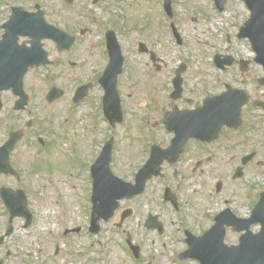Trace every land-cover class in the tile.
I'll use <instances>...</instances> for the list:
<instances>
[{
	"label": "flooded vegetation",
	"instance_id": "1",
	"mask_svg": "<svg viewBox=\"0 0 264 264\" xmlns=\"http://www.w3.org/2000/svg\"><path fill=\"white\" fill-rule=\"evenodd\" d=\"M121 3L0 0V51L30 54L10 58L0 54V72L14 71L18 66L23 70L31 65L23 78L27 97L22 111L15 110L19 96L12 91L0 93V148L12 133H22L10 155L14 172L0 174V190L5 187L28 193L22 186L27 176L18 160L21 162L27 152L33 155L37 146L42 158L49 154L61 157L66 165L59 177L72 181L73 187L86 186L90 199L95 180L104 185L113 182L104 165L93 172L106 143L114 144L113 172L120 154L127 163H133L128 172L131 177H121L131 184H135L137 174L145 168L153 151L172 148L171 161L161 164L160 174L150 178L140 198L158 206L164 201L172 209L171 228L184 247L191 237L220 234L223 229L225 243L239 246L244 236L252 237L261 231V226L249 220L264 192V64L252 49L249 56L226 52L232 59L222 57L226 63L223 66L211 65L208 56L195 55L172 66L170 52L156 51L147 42V35L133 49L124 50L128 17L115 15L113 10ZM241 5L247 20L251 11L247 5ZM262 15L259 19L264 24V12ZM13 18H26L25 27L29 26L32 34H20L2 44L5 25ZM166 27L168 34L164 31V35L170 38V25ZM114 38L118 39L124 58L117 82L124 115L120 144L125 145V151L121 153L120 125L113 126L104 110L105 88L112 84L119 69V61L111 58L117 50ZM142 43L147 46L142 47ZM109 67L111 70L104 78ZM53 87L59 89L62 97L49 104L47 97ZM241 91L248 96L242 110L236 106L244 99ZM225 95L221 101L227 106L216 100ZM34 98L42 100L46 111L42 119L34 116ZM210 100H214L212 104ZM225 111L230 115L222 117ZM40 121L44 123L39 125ZM157 159L158 156L154 166ZM37 167L31 168L32 175L37 174ZM47 178L45 175L44 181ZM212 199L215 206L210 213L207 203ZM151 214L141 228L158 240L166 227L162 233L146 228ZM218 216L220 225L212 232ZM217 240L213 235L211 242ZM11 257L6 241L0 242V264H9ZM184 263L187 262L177 264Z\"/></svg>",
	"mask_w": 264,
	"mask_h": 264
},
{
	"label": "rangeland",
	"instance_id": "2",
	"mask_svg": "<svg viewBox=\"0 0 264 264\" xmlns=\"http://www.w3.org/2000/svg\"><path fill=\"white\" fill-rule=\"evenodd\" d=\"M120 1L122 3L115 6L113 10L115 15H122L125 19L128 17L126 37L122 43L124 50L125 48L133 49L134 44L147 35V42L156 51L170 52L172 66L179 63L177 62L179 56H182L184 60L190 55H211L212 57L215 52L226 49L228 52L238 53L241 56L251 54L249 43L237 39L239 25L245 18V11L240 5V0H229L223 13L218 12L214 7V0H172L174 22L183 37V45L176 44L174 40L172 42L164 35V31L168 34L163 11L164 0ZM146 17H151V29L144 22L141 23ZM129 19H131L130 22ZM137 19L138 24L133 25L132 22ZM158 24H163L164 31L160 30ZM222 25L223 28H221ZM160 35L164 38H158ZM227 35L231 39L229 43L226 42ZM227 40L229 41V37ZM127 55L129 56L128 53ZM41 103L42 100L39 102L34 98L33 111L37 119H42L46 115ZM38 123L42 125L44 121ZM118 132L121 137L120 144L124 137L122 126L119 127ZM120 147V153L124 152L125 145L120 144ZM38 148L39 146L33 149V155L27 152L23 155L21 162L18 160L27 176L22 186L28 189L29 210L33 215V223L25 228V220L14 221L15 232L6 240L8 248L13 253L8 263L136 264L125 245L126 236L114 227V224L120 221L121 209L108 224H102V233L93 237L88 231L92 207L90 198L87 201L84 198L85 189H81L80 185L73 187L72 181H65L59 177L60 171L66 165L61 157L49 154L42 158L38 155L41 153ZM123 156L120 154L115 163V173L119 177L126 176L127 179V176L131 177L128 172L133 163H127ZM125 165L129 167L126 168ZM33 166L35 168L38 166L36 175L31 173ZM45 175L48 176L46 181H44ZM211 176H214V173H211ZM145 199L135 198L122 203V208L129 207L135 211L134 216L126 222L125 229L131 233L133 240L143 247V259L140 264L144 262L169 264L170 258L175 259L177 253L184 248L174 228H171L174 214L172 209L163 206L162 202L158 206V203L157 205L149 203ZM1 204L0 234L5 232L9 221L5 207L2 202ZM207 205L212 213L215 201L212 199ZM149 212L161 215L166 226L165 235L158 240L156 235L144 232L141 228V223H144ZM77 228H81L80 233L64 234L66 230ZM5 251L6 249L1 251L2 256L5 255Z\"/></svg>",
	"mask_w": 264,
	"mask_h": 264
},
{
	"label": "water",
	"instance_id": "3",
	"mask_svg": "<svg viewBox=\"0 0 264 264\" xmlns=\"http://www.w3.org/2000/svg\"><path fill=\"white\" fill-rule=\"evenodd\" d=\"M225 0H216L217 5L219 7H222V4ZM250 5L251 8L253 9V11H255L256 9H259L258 4L256 3V0H246ZM166 8L168 11H170V2L167 1L166 4ZM255 20H250L247 23V27L251 28V26L255 25V22H253ZM248 28V29H249ZM245 31V29H244ZM252 43L254 46L257 45H261L264 44V40H260L258 38H256L254 41L252 40ZM24 73H18L17 77H20V79L23 77ZM16 75V73H3L2 77H1V81L3 85H7L8 87H0V90H4V89H8L10 88V86H12V79L13 77ZM14 89L16 90V87H14ZM21 93V91L19 92ZM243 104V103H242ZM15 139L13 138L12 141H10L2 150H1V154H0V171L1 172H8L11 170V166H10V159H9V155H10V151L12 150L14 144H15ZM110 148V147H109ZM113 177V176H112ZM114 178V177H113ZM115 179V178H114ZM116 180V181H115ZM113 180L112 185H104L102 183H98V185H96V190L98 191V193H102L105 191H108L109 189V194L110 191L117 193L118 196L114 195L113 196L115 198L111 197V194L108 195L107 199H102L98 196V200H100L101 205L97 206V210L98 208H101L103 206H105L106 204H108V213L106 216V219L108 220L109 218H111L115 212V210L117 209V200L122 198V195L119 194V192L116 191V189L118 190V187L120 188V190H123L124 188H127V184L122 183L121 181H119L118 179ZM136 191L134 192L135 195H138L140 193H142L143 189H144V181H138L137 186L134 188ZM4 199L6 201V204L8 206V208L11 211L12 214V218L16 217V216H22V217H26L28 219V225L31 223V215L28 213L27 211V198L24 192L20 191L17 194L12 193L11 191H4ZM263 199H264V195H263ZM263 203V200H262ZM261 206V204H260ZM101 217H97L95 218L93 216V230L94 231H98L99 228L97 226V222ZM261 221V220H260ZM96 227V229H95ZM11 234V230H9L8 235ZM202 244H198V247L194 248V255L193 257H199V259L202 261L203 264H250V263H255V264H260L261 262H264V241L260 238V236H258L255 240L254 243H249L247 246H241L239 248H227L226 246H223V243L220 245V247L222 248H218L217 252L218 255L220 254L221 257H223L222 261L219 263V259L218 261L213 260L209 254L208 251L210 250H215V249H208L205 245L200 246ZM251 245V246H250ZM255 247L259 248V252L257 253L255 251ZM207 250V251H206ZM225 250V252L223 251ZM251 252V254H250Z\"/></svg>",
	"mask_w": 264,
	"mask_h": 264
}]
</instances>
